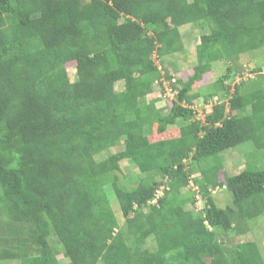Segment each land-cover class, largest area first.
Masks as SVG:
<instances>
[{"label":"trees","instance_id":"trees-1","mask_svg":"<svg viewBox=\"0 0 264 264\" xmlns=\"http://www.w3.org/2000/svg\"><path fill=\"white\" fill-rule=\"evenodd\" d=\"M191 23L202 31L197 63L163 112L147 96L178 66L162 74L157 58L185 51L180 28ZM262 47L264 0H0V261L264 264L256 241L221 236L264 214V169L220 178L226 149L264 151V84L228 89L240 56ZM221 60L227 73L208 95L227 106L194 119L182 104ZM153 130L173 135L151 140ZM126 159L143 174L133 187L121 182ZM217 187L231 204L218 205ZM196 193L200 212L186 207Z\"/></svg>","mask_w":264,"mask_h":264},{"label":"rangeland","instance_id":"rangeland-1","mask_svg":"<svg viewBox=\"0 0 264 264\" xmlns=\"http://www.w3.org/2000/svg\"><path fill=\"white\" fill-rule=\"evenodd\" d=\"M183 35V42L185 44L184 52L163 56L162 59L159 60L157 58V64L161 68L162 74L165 73V69H171L173 65L178 66V70L174 71V80L170 83L165 79V76L162 77L164 81L163 88L158 85V83H154V93L147 96L148 101H155L156 107L163 108V112H167V109L170 107V103L175 96V92L171 90V86L175 85L180 87L178 82L179 79H187L193 73V67L197 63L196 56V47L200 43V36L202 31L198 29L194 24H186L185 26L180 28ZM230 62L225 60L217 61L212 63V70L209 75H205L203 79L198 82L195 86V94H198L196 98H194L193 104H188L183 102L182 105L189 106L194 112V119L197 120H205V117L208 113L212 111V108L217 103H226L225 99L221 98V93L218 96L208 95L211 93L210 84L214 83L223 75L227 73V67ZM237 65L240 68L241 75L236 76L235 80L229 84V92L234 91L235 84L240 83V81H244V85L241 87L242 92L250 91L253 88L260 87L264 84V76L259 77V74L264 75V47L259 48L257 50L244 53L240 56L237 61ZM69 75L71 80L75 78V66H67ZM255 69H260L259 71H255ZM175 80L177 82L175 83ZM210 90V92H209ZM197 91V92H196ZM173 92V93H172ZM227 106V103H226ZM178 126V125H177ZM174 135H178L180 129L179 127L174 128ZM158 132V131H157ZM154 130L150 133V139L156 140L159 138H168L172 137L173 134L166 131L164 133H157ZM119 149V148H118ZM189 157L185 162L188 163L190 167V172L193 178L197 177L200 173L196 167L194 160L191 159L193 152H188ZM104 157V155L97 156L98 159ZM221 158L223 161V170L220 171V178L224 181V175L229 174L233 175L239 173L246 169L247 165L252 168H260L264 169V151L262 149H258L257 146L253 143V141H246L242 144H239L235 147L228 148L221 153ZM122 174L124 176L121 177V182L124 184L127 183L128 187H133L137 185L139 179L143 176V174L138 170L137 166L130 162L129 160L121 161ZM215 168H217L215 166ZM195 169V170H194ZM225 172V174H224ZM156 180H161V176H156ZM194 189L198 191L197 187L194 185ZM193 190V188H192ZM194 191V190H193ZM211 192L215 196L217 203L219 206H226L231 204L232 201L229 198V193L224 187L211 188ZM161 194V193H160ZM111 201L113 206L115 207L116 212L118 213L119 222H124V217L119 213L118 202L113 196V193L110 194ZM195 203H189L186 205L187 208L192 209L194 212H200L205 207V201L202 198L201 194L196 193ZM148 209V208H147ZM147 209H145L147 211ZM218 230V229H217ZM219 235L221 234L220 230L218 231ZM223 242H237L241 240H254L258 243L260 252L264 259V214L258 217L255 222L251 221L249 224V229L247 233L243 234H235V232L230 233H222ZM51 244L54 246L56 244L55 238H50ZM146 246L149 249L153 250L156 248V243L153 237H149L146 241ZM60 259H63L62 254L59 255ZM19 264L15 260L8 261H0V264Z\"/></svg>","mask_w":264,"mask_h":264},{"label":"water","instance_id":"water-1","mask_svg":"<svg viewBox=\"0 0 264 264\" xmlns=\"http://www.w3.org/2000/svg\"><path fill=\"white\" fill-rule=\"evenodd\" d=\"M230 86V85H229ZM229 86H228V89H229Z\"/></svg>","mask_w":264,"mask_h":264},{"label":"built area","instance_id":"built-area-1","mask_svg":"<svg viewBox=\"0 0 264 264\" xmlns=\"http://www.w3.org/2000/svg\"><path fill=\"white\" fill-rule=\"evenodd\" d=\"M174 80V79H173ZM173 93V92H172Z\"/></svg>","mask_w":264,"mask_h":264},{"label":"clouds","instance_id":"clouds-1","mask_svg":"<svg viewBox=\"0 0 264 264\" xmlns=\"http://www.w3.org/2000/svg\"><path fill=\"white\" fill-rule=\"evenodd\" d=\"M172 90V89H171Z\"/></svg>","mask_w":264,"mask_h":264}]
</instances>
